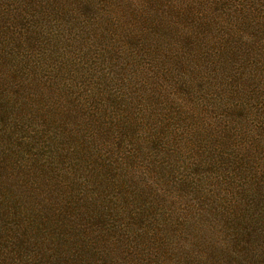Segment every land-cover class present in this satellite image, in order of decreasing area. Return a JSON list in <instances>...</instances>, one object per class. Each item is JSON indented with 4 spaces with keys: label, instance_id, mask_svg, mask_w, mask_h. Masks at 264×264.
<instances>
[{
    "label": "rangeland",
    "instance_id": "1",
    "mask_svg": "<svg viewBox=\"0 0 264 264\" xmlns=\"http://www.w3.org/2000/svg\"><path fill=\"white\" fill-rule=\"evenodd\" d=\"M0 264H264V0H0Z\"/></svg>",
    "mask_w": 264,
    "mask_h": 264
}]
</instances>
